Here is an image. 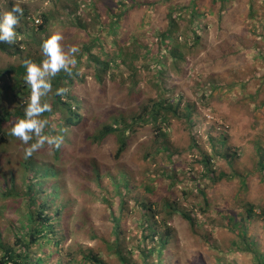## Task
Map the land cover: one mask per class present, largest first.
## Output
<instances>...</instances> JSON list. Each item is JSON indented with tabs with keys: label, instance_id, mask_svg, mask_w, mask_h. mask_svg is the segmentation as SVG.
Here are the masks:
<instances>
[{
	"label": "rangeland",
	"instance_id": "obj_1",
	"mask_svg": "<svg viewBox=\"0 0 264 264\" xmlns=\"http://www.w3.org/2000/svg\"><path fill=\"white\" fill-rule=\"evenodd\" d=\"M121 1L137 7L108 30ZM189 2L0 0L3 21L15 9L20 17L3 35L9 47L0 50V70L32 60L26 94L31 109L44 99L51 102L44 86L74 64L73 56L94 36L101 40L92 51L100 61L129 51L126 61L111 65V74L102 73V81L95 78L96 65L82 61L76 67L69 90L81 100L87 121L70 128L59 154L53 138L33 140L36 119L23 129L25 137L17 135L15 109L21 99L13 96L14 79H0L2 104L13 112L4 129L14 134L0 141V180L7 179L6 186L19 193L4 198L0 191V236L13 245L14 233L29 225L28 211L37 213L35 207L47 201L46 212L57 216L53 225L60 241L55 243L51 232L49 243L37 245L32 258L42 260L36 264L82 262V252L90 249L109 264H123L109 248V243L115 245L111 212L121 216L118 244L133 264H142V252L157 248L158 238L169 233L163 264H258L256 256L264 253V219L245 220L243 212L249 202L264 207L257 153V143L264 144V0H230L225 7L198 0L204 14L200 39L188 40L184 58L177 59L168 53L173 44L161 43L160 34L168 27L169 6L177 8L181 30L189 28V13L181 11ZM160 95L189 104L192 120L171 118L136 127L128 132L121 157L116 156L114 133L95 141L93 135L103 126H115L122 117L130 121ZM205 156L211 158V174L201 162ZM47 166L58 175H42ZM27 173L36 178L30 181ZM221 173L229 177L211 178ZM33 181L41 187L34 191L40 196L37 205L28 194ZM158 260L157 253L150 257L154 264Z\"/></svg>",
	"mask_w": 264,
	"mask_h": 264
},
{
	"label": "trees",
	"instance_id": "obj_2",
	"mask_svg": "<svg viewBox=\"0 0 264 264\" xmlns=\"http://www.w3.org/2000/svg\"><path fill=\"white\" fill-rule=\"evenodd\" d=\"M170 2L171 0H166ZM216 3H221L223 7L227 5L230 0H213ZM137 7V5L128 4L124 1L120 2V12L114 17V20L111 24H109L110 29L114 30L118 26V19L119 17L125 16L129 11L133 8ZM182 12L189 13V28L185 30H181V26L179 20L177 19L178 11L177 8L173 6H169L168 12V27L160 34V41L172 43L173 45L169 47L168 53L176 57L177 59H183L185 52L183 51L188 46V40H194L197 42L200 39L198 34V28L200 26V18L204 16L202 13L198 0H190L189 4L181 9ZM19 11L15 9V11L11 14L10 18L7 20L10 21H3L0 17V50L8 51V44L7 39L3 37L5 31L14 25L15 21L20 19L18 16ZM45 19L46 16H45ZM44 29L43 26H41ZM112 32V31H111ZM180 37H184L180 42ZM100 38L98 36H94V38L88 40V42L82 45V48L79 49L78 53L73 56V62L69 64L66 68L64 73L61 76H57L55 80L50 81L47 85L44 86L49 94L52 97V107L48 110L52 113V115L59 113L61 116L62 122H57V127L55 133L58 138L61 137L65 131L74 124H81L85 123L87 120L84 119L82 116L81 108V100L77 99L74 95H69L67 88H71V83L73 82L74 74L76 73V67L82 63V61L87 62L89 65H96L97 69L95 72V78L99 81H102V73L104 74H111L112 73V66L114 62L116 63L118 59L122 61H126L129 55V51L126 49H122L119 54H117L112 60H99V56L94 54L92 51L96 49V47L100 43ZM45 44L44 42H42ZM48 47V46H46ZM51 51L54 49L50 48ZM150 51V49H148ZM161 53V52H160ZM31 59L25 58L23 62L18 66H10L5 70H0V79H4L6 75H8L11 79H14V84L11 85L13 90L14 98L19 97L21 101L19 102V106L15 109V115L19 118L16 120L18 125L17 135L20 137H25V126L27 125L32 111L30 110L31 100L26 96L29 93V88L31 87V82H29V77L31 71L29 69ZM81 61V62H80ZM132 86L134 87L136 84L135 75L132 76L131 79ZM182 100L179 101H172L169 98H166L162 95L158 96L157 98L150 99L147 103H145L139 112L135 113L130 121L127 118L122 117L118 120L116 125H105L101 129L94 134V139L96 142H100L104 140L109 134L114 133L117 138L118 146L116 150V156L121 157L128 148V138L130 134L128 132H135L136 127H143V126H150V125H159L164 123H169L171 118H182L185 117L186 121L190 122L192 120V113L193 108L189 104H185L182 106ZM41 108H37V111ZM13 115L9 109L5 108L2 104V99L0 98V141L6 139L7 136L14 135L13 132L9 133L4 129V123L8 121ZM49 130H45L42 132L40 136L37 134L38 137H43L47 134ZM196 143H194L195 145ZM257 153L259 156L258 161V169L263 172L264 174V144L262 142L257 143ZM57 153L60 152L59 144L56 147ZM232 154H230L231 156ZM211 158L205 156L201 161L202 164L207 168L209 172ZM25 167L28 172L32 170V165L30 162L25 163ZM29 180L35 179L36 177L30 175ZM58 175L57 172L53 170L52 167L47 166L43 167L42 175ZM208 174H211L210 172ZM11 178H13L12 172L10 173ZM238 177H241L244 180V177L238 174H233ZM4 176L3 173L0 174V177ZM229 177V175L225 173H221L218 176H211L214 181L218 179H222V177ZM6 180H0V191L1 196L4 198L11 197L13 195H19V193L15 190L13 186H6ZM123 180L121 179L118 182V187H120V183ZM125 187H127L128 183L124 180ZM28 187V194L30 195V200L33 203H36L40 197L37 193L34 194V191H40L37 187L39 183L33 181L29 183ZM56 189V188H55ZM120 195L122 194V190H118ZM53 195H57V192H53ZM123 202L125 201V197L122 196ZM47 202V201H46ZM46 202L39 204L35 207L37 212L35 213L34 209H30L28 211V222L29 225L25 227V223L22 225L20 229H18L14 235L16 237V242L11 245L9 243L4 242V240L0 236V264H36L37 262L41 261L42 258H38L36 261L32 258V252L37 245H45L49 243L52 238L49 237L50 233L52 232L56 236L55 243H59L60 239L58 238V232L53 225V221L57 218L56 215H50L46 212ZM259 208V212L256 209ZM1 214V208H0ZM190 222H192V218L189 215H185ZM243 217L245 220H253L256 218H263L264 219V207H258L254 203H247L245 204V210L243 212ZM111 221L113 222L112 226V234L115 239V245L109 243V248L114 254L117 255L119 260L123 264H133L124 254L122 249L119 246V240L122 235V225H121V216L118 215L116 212H111ZM236 223V222H235ZM241 224L238 228L242 227ZM238 228H235L237 230ZM171 233L167 234L164 237H160L157 240V248L144 250L142 252V264H154V262L150 261V257L157 253L159 257V264L162 263V255L164 249L168 248V243L171 238ZM247 248H250V244H248ZM82 262L80 261H70L69 262H62L60 264H109V262L103 258L100 254L96 253L93 249L87 250L82 252ZM256 260L258 264H264V253L262 255L256 256Z\"/></svg>",
	"mask_w": 264,
	"mask_h": 264
},
{
	"label": "clouds",
	"instance_id": "obj_3",
	"mask_svg": "<svg viewBox=\"0 0 264 264\" xmlns=\"http://www.w3.org/2000/svg\"><path fill=\"white\" fill-rule=\"evenodd\" d=\"M44 90H46V89H44ZM67 91H68L69 95H71V96L73 95V94L70 93L69 88H67ZM46 93L51 98V102L48 101L47 99H44L43 102L41 104H38V106L36 108H34V109H31V106L34 105V104L31 103L30 110L32 111V114H31V117H30L29 121L31 119H36L37 123L39 124L35 128V130L33 131V132H35V134L33 136V140H36L38 142H44V141H49V140H53L54 139L55 140V146L54 147H55V150H56L57 144H59V149H60L61 144H62V139L65 137V135L70 130V128L75 126V125H77V124L71 125L65 131V133L62 134L60 138H58L56 133H55V130H56V127H57V122L58 121L62 122L61 116H60L59 113H56V114L52 115V113L50 111H48L52 107V102L53 101H52L51 95L49 94V92L47 90H46ZM37 108H41L42 109L41 110L42 114H40V112H39L40 110L37 111ZM45 130H49V132L44 135V138L37 136V134H39L41 136L42 132L45 131ZM56 153H57V151H56ZM59 153H57V154H59Z\"/></svg>",
	"mask_w": 264,
	"mask_h": 264
}]
</instances>
